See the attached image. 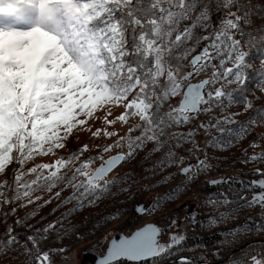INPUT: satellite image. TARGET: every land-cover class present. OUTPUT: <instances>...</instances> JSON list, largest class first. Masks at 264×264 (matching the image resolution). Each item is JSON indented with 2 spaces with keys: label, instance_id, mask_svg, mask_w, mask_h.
I'll return each instance as SVG.
<instances>
[{
  "label": "snow or ice",
  "instance_id": "obj_1",
  "mask_svg": "<svg viewBox=\"0 0 264 264\" xmlns=\"http://www.w3.org/2000/svg\"><path fill=\"white\" fill-rule=\"evenodd\" d=\"M261 17L264 4L252 0H0L6 264H67L64 241L78 232L65 227L71 217L115 193L169 184L152 212L138 211L151 215L179 189H194L204 192L202 218L189 216V228L175 218L151 221L113 237L100 264H164L172 256L175 264H211L207 245L201 257L177 255L192 250L189 231L264 210V25L254 27ZM96 120L104 127L93 129ZM80 132L94 143L75 144ZM235 150L227 162L212 154ZM225 163L251 165L254 178L245 182L243 168L208 178ZM54 202L53 215L72 207L43 227L47 217L29 222ZM251 220L214 232L230 237L218 241L229 246L261 237L229 264H264V217ZM211 255L219 258V248Z\"/></svg>",
  "mask_w": 264,
  "mask_h": 264
},
{
  "label": "rangeland",
  "instance_id": "obj_2",
  "mask_svg": "<svg viewBox=\"0 0 264 264\" xmlns=\"http://www.w3.org/2000/svg\"><path fill=\"white\" fill-rule=\"evenodd\" d=\"M261 3L264 4V0H261ZM258 4V2H256ZM258 6V5H257ZM255 61V64H257ZM102 115V114H101ZM93 129L104 127L101 120H96L92 123ZM120 126L117 125V128ZM80 140L74 141L75 144H79L80 142H86L90 145L94 143V141L90 138L91 134L88 132H80ZM101 143L106 142L104 137H101L100 139ZM147 152V149L145 150ZM145 153H141V156H143ZM225 155L224 158L221 156V160L229 161L230 157L234 154H229L228 152L223 153H216L217 156ZM215 155V152L213 154ZM140 157H137V160H139ZM156 159V157H153V160ZM149 164L152 163V160L148 161ZM248 166H241L239 164H236L234 167H228L227 163L223 165L224 171H215L213 174L208 177L209 179H218L221 176H227L235 174L237 171L241 170L243 168L249 167ZM132 167V165H126L125 169H122V171L127 170V168ZM219 168L220 165H217ZM153 181L150 179L148 181V184H151ZM172 187V184L156 187L151 190H141L142 188H147V185H141L136 188H134L130 193H115L111 197H105L101 199L98 203L94 204L91 207H87L81 212H78L75 214L71 219L68 221V223L65 224L66 228H70L72 224H75V228L78 229V235L76 236H69L67 240L64 241V243L68 246L70 251L67 253V264H92L89 258L84 257V250L87 249L89 251H93L96 253H99L104 250L105 244H107V241L116 233L119 232H130L134 227L142 224L146 221H158L161 224H167L172 218L178 219L183 222L184 228H189L188 220L189 216H193L197 218L198 220L202 218V208H201V201L198 199L199 196L204 195V192H197L194 189L189 190L185 192L184 189H179L172 195V200L174 202L165 204L163 201L160 205V211L155 212L151 215L145 213L141 214L136 209L137 203H145L147 204L146 209L148 212H152V209L155 208L157 205L155 203L156 197L160 196L161 194L165 193ZM201 187H203V184H201ZM250 195V192L248 193ZM56 207V203L40 209L38 212L36 218L34 220L29 221L30 223H36L41 216L47 217V219L44 220L43 224H39V227H43L45 224L49 223L52 220L57 219L61 213L68 212V210L72 207V205H68L65 208H62L59 212H56L54 215L51 214L52 210ZM145 208V206L143 207ZM25 211H32L31 208L26 209ZM261 212V213H260ZM257 216L260 215L262 217L264 215V210H246L243 212H240L239 219L231 221L230 223L220 225L214 229L209 230L208 228H201L197 227L194 231H189L188 233V240L186 241L185 247H191V251H185L180 254H187L192 255V257H201L203 256L204 249L203 245V237L207 234H212V231L214 233L215 230L217 232L223 231L225 229H228L233 226V224H243L245 221V218L249 215L254 216L253 219H256ZM115 217V219H113ZM97 219L100 224L96 226L95 224L91 225L89 222H92L93 219ZM253 221V220H251ZM250 221V222H251ZM256 222L258 220L256 219ZM84 224V226H82ZM87 224V225H86ZM89 224V225H88ZM3 225H0V228H2ZM23 231V229H19ZM216 232V231H215ZM196 235L201 236L200 239H196ZM104 237V239H101V237ZM215 238V237H214ZM165 241L167 240V237H164ZM211 239V238H210ZM226 239H231L223 237V239L220 238V236H217V239L212 242L213 246L215 248H225V250H239L240 247H247L248 244H252L254 247H260L261 237L258 235L253 234H247L245 235L238 243H236L239 246L231 245L229 246L228 243H218V241H225ZM201 247H197V246ZM210 246H207V259L209 260H216V258H212L213 256L210 253ZM235 252V251H234ZM176 256L172 257H166L165 260L172 259ZM212 258V259H211ZM176 262V261H175ZM174 263V262H173ZM0 264H6L5 258L0 257ZM166 264H169L167 262ZM175 264V263H174ZM199 264V262H198Z\"/></svg>",
  "mask_w": 264,
  "mask_h": 264
},
{
  "label": "trees",
  "instance_id": "obj_3",
  "mask_svg": "<svg viewBox=\"0 0 264 264\" xmlns=\"http://www.w3.org/2000/svg\"><path fill=\"white\" fill-rule=\"evenodd\" d=\"M256 2H258V4H256ZM252 3H254V4H256V5H261L262 3H261V0H252ZM261 25H264V17H261V18H259V19H256V21H255V24H254V27H260ZM257 64H255V67L256 68H260L261 67V65H260V63H259V61L258 62H256ZM236 152V154L235 155H239V150H235V151H229V154L231 153V154H234ZM212 154H214V153H212ZM215 155H216V153H215ZM217 156V155H216ZM221 156H222V158H224L225 157V155H221L220 154V158H221ZM233 156V155H232ZM251 168V166H249V167H246V168H244V170H243V172L246 174L244 177H243V179L245 180V182H247L248 180H250V179H253L254 177H251V176H248L247 175V173H248V170ZM240 171V170H239ZM238 172V171H237ZM236 172V173H237ZM233 175V174H232ZM235 187L236 188H239L240 186L237 184V185H235ZM249 196H251V192H250V195ZM261 213V212H260ZM260 215H262V214H259V216H257V214H256V219H257V217H260ZM252 217H254V216H252ZM262 217H264V215L262 216ZM93 219V221L92 222H89L91 225H93V224H95L96 226H98L99 224H100V222L97 220V219H94V218H92ZM256 219H253V221H249L248 223L249 224H254V223H258V222H256ZM87 225V224H86ZM89 225V224H88ZM82 226H84V224L82 225ZM21 231V230H20ZM216 232H217V230H215ZM214 231V232H215ZM221 232V231H220ZM78 235V232H77V234H76V236ZM196 237V239L198 238V239H200L201 240V236H198V235H196L195 236ZM215 237V238H214ZM211 238V239H210ZM220 238L221 239H223V237L222 236H220ZM217 239V235H214V233H213V231H212V234H207L206 236H204L203 237V243L205 244V245H207V246H210V253L213 251V250H215L216 248L213 246V244H212V242L213 241H215ZM234 246H239V245H237V244H234ZM219 250H220V256H219V258H217V257H212V258H216V260H209L210 262H211V264H229V261H230V259L232 258V256H233V253H234V251L236 252V251H239V250H232V249H230V250H225V248L223 249V251H222V248H220L219 247ZM182 255V254H181ZM187 255V254H186ZM187 256H192V255H187ZM211 258V259H212ZM176 261V260H175ZM175 261H172L171 262V264H174L175 263ZM174 262V263H173Z\"/></svg>",
  "mask_w": 264,
  "mask_h": 264
},
{
  "label": "water",
  "instance_id": "obj_4",
  "mask_svg": "<svg viewBox=\"0 0 264 264\" xmlns=\"http://www.w3.org/2000/svg\"><path fill=\"white\" fill-rule=\"evenodd\" d=\"M219 179V178H218ZM145 205L142 204V203H137L136 204V209L138 210L139 208L141 207H144ZM148 222H145L143 224H141L140 226H137L136 228H134L130 233H132L133 231H135L136 229L140 228V227H143L147 224ZM128 233V234H130ZM127 233H124V232H119V233H116L113 237L115 238H119L121 235H128ZM111 237V238H113ZM110 238V239H111ZM104 254V253H103ZM103 254H98L96 252H93V251H89L87 249L84 250V257L86 258H89L91 263L92 264H100V260H101V257Z\"/></svg>",
  "mask_w": 264,
  "mask_h": 264
}]
</instances>
